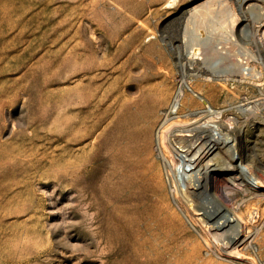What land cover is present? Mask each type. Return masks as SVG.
Returning <instances> with one entry per match:
<instances>
[{
    "label": "rangeland",
    "instance_id": "rangeland-1",
    "mask_svg": "<svg viewBox=\"0 0 264 264\" xmlns=\"http://www.w3.org/2000/svg\"><path fill=\"white\" fill-rule=\"evenodd\" d=\"M190 63L230 66L231 79L202 81L216 108L258 105L242 124L262 186L229 193L256 236L243 260L209 246L195 220L240 172L223 166L227 150L198 194L192 164L175 167L177 194L157 152L173 94L198 83L183 77ZM185 89L188 113L200 101ZM0 264H264V0H0Z\"/></svg>",
    "mask_w": 264,
    "mask_h": 264
},
{
    "label": "bare ground",
    "instance_id": "bare-ground-1",
    "mask_svg": "<svg viewBox=\"0 0 264 264\" xmlns=\"http://www.w3.org/2000/svg\"><path fill=\"white\" fill-rule=\"evenodd\" d=\"M251 1H253V0H238L239 4L243 10H245L246 5ZM246 20H248V19H246ZM203 38H205V36ZM197 40H199V37ZM199 41L200 42L202 41L201 38ZM230 41H232V40H230ZM244 43H247V42L244 41ZM203 44H204V42H203ZM205 45L206 44H204V46ZM207 46H208V44H207ZM195 47H193V45L191 46V49L193 48L192 51L194 49H195L194 51L198 50V48H195ZM244 47H246V46H244ZM226 48L228 49L227 46H226ZM221 49H223V47L219 46L218 49H216V51H218V52L220 51V54H223V53L226 54L225 51H223L221 53ZM241 50H243V49H241ZM205 51H207V50H205ZM248 53H249V51H248ZM187 54H188V52H187ZM250 55H245V56H250ZM221 57L223 59L227 58V57H223V56H221ZM187 59H190V58H187ZM195 59H197L199 61L200 60L204 61V63H206V61L209 60V57L204 55V57H200V58H199V56H197ZM241 59H238L237 61H239L240 63H244ZM248 59H253L252 62L254 61V57L248 58ZM234 65H237L238 68L240 66L241 70L243 69L241 67V64L238 65V62H236ZM189 67L190 68H188V70L185 69L186 71H184L183 77L184 78L193 77L194 79H196V83L197 82L198 83L196 85H192L193 79L191 80V82H189L190 80L187 81L188 79L185 81H181L182 86L173 94V97H172L171 102H170V105H171L170 109L165 113V120H164L163 124H167L171 120L176 119L175 120L176 122L173 123L174 126H172V130L170 132V135L167 134V139L165 140L167 142V146H163L161 141L159 142V144H157L158 145L157 146V152L159 153V157L162 159V161L165 162L164 166L166 167V174L170 178V180L172 181L175 193H177V194H178V192H176V191L178 189H177V185H176L175 180H174L175 172L177 170L175 171L174 168L178 165L180 160L178 159V157L176 158V156H174V154H173V151H174V146L172 145L173 142H176V141H178L179 138H181V140H179L178 143H182L183 145H181V144L180 145L183 148L180 149L177 146H175V148H177L179 151H181L183 154H185V155H181V157H183L184 160H186L189 157V159H187V161H189L190 164H192V168L190 170H186L184 168V171L188 172L187 174L189 175L188 176L189 177L188 178L189 179L188 188L193 189V191L195 193L197 192V194H198V191L200 193L203 189L207 188L208 183L212 180V177L209 175L210 171L213 170L212 167L215 165V164L214 165L211 164V162L214 160L212 155H214L215 153L222 150V148H224L225 144L228 145L229 143H231L233 141V140L230 141V138L228 137V133H230L229 129H228L229 127H228V122L225 120L223 112L220 111L219 108H216L208 100L207 95H205V93L202 90V87H204L206 85V84H204V82H202L204 80L214 81L217 83H222L223 81L225 82L226 80H228V78H230V76L228 77V75L230 73L229 72L230 70H228V69L230 68V66H228L229 68H227V66H225L227 69L223 68L218 72H213V71L209 70L210 67L209 68L206 67V68H208V70H207L208 72H206L205 74L201 73V71H199L195 67V65H193L192 63H190ZM206 68L204 71H206ZM237 69H236V71H237ZM240 69L237 72L233 71L231 69V73L236 72V73H239L237 76H240V74L242 75V73H241L242 71L240 72ZM84 72H85L84 75H87L88 72L86 69L84 70ZM94 79L95 78H93V79L90 78V80L88 81L89 82L88 84L81 82L78 85L79 88H86L88 86H90L92 88L93 87L92 83H93V85H96L94 82L96 79L95 80ZM185 87L186 88L188 87L190 89L189 91H190L191 95L193 97H195V99L197 101H200L197 104H195V105H200V106L198 108H191V110L188 113L184 112L186 109L185 101H186V95L188 92L185 89ZM84 91H85V89H84ZM84 93L85 92H83L82 94H84ZM77 97H80L83 100V99H85L86 96L85 95L81 96V94H80ZM249 103H251V101ZM241 110L243 112H245L248 109L247 108H245V109L241 108ZM185 115H188V116H185ZM169 125H171V124L169 123ZM173 127H175V128H173ZM179 127H181V128H179ZM170 128H171V126L169 127V129ZM74 129L71 128V126L68 128L69 132H72ZM214 131L218 132V134H217L218 136L213 133ZM76 132L77 131H75V134H76ZM164 145H166V143ZM178 150H177V155L179 156ZM194 152H195V154L193 156H191L192 153H194ZM225 156H226L225 159L223 158V162H224L223 166L225 167V169H229V170L230 169H237L238 170L239 169L238 162H241V163L247 162L249 172L247 173V172L241 171V173L236 174V175H228L225 178V183H226V179L228 178L227 182H229V185L226 188H224L225 189L224 191L217 193L216 195H214V197L212 195L213 198H211V202H209L210 204H208V206L199 204V206H198L199 210L198 211H201V213H199L197 211L199 213L197 215H199V216L196 217L195 220L196 221L198 220L200 222V219H201L200 215H201L202 218L207 221V224L206 225L203 224L204 226L202 225L201 227H203V230L206 231L205 232L206 235L204 236L205 237L204 239H205V242L209 246L211 244H214L216 246V250H217V248L219 249V253L220 252H221V254L223 253V255L229 257L230 259H241V260H243V259H246L244 257L243 251L249 249V247L251 248V246H252L251 244L254 242L256 236L254 237V239L251 242L249 241L250 237L252 236L251 234L253 233V231L250 229V227H248V224L245 221V217L242 215L240 208H238V210H233V212H231L232 210H231V207H229V204L232 203L233 198H232V195H229V193H230V190L231 191L232 190L237 191L238 189L239 190H243V189H247V188L251 189L250 188L251 186H249L250 184L251 185L256 184L258 186H262V184H261V181L257 177L252 178L254 175H256L257 168L251 161L249 162V158H250L249 153L247 152V150L245 148L240 147L238 145L236 149H234V150L232 149L230 151V154H225ZM206 160H207V162H206L207 165H204ZM171 191H173V190H171ZM213 203H216V204L218 203V206H216V207L212 206ZM179 207H181V206H179ZM191 208H193V207H191ZM189 209H190V206H189ZM231 213H234L233 216L231 215ZM260 216H261V213L259 211H257L256 216H254V217L259 218ZM189 219H192V218H189ZM253 220H254V218H253ZM204 222L202 221V223H204ZM192 223H196V222L191 221L190 224H192ZM256 231H258V230H256ZM247 259H250V257H248ZM251 259H253V261L257 263V261L254 257H251ZM260 262L261 261H259V263Z\"/></svg>",
    "mask_w": 264,
    "mask_h": 264
},
{
    "label": "built area",
    "instance_id": "built-area-1",
    "mask_svg": "<svg viewBox=\"0 0 264 264\" xmlns=\"http://www.w3.org/2000/svg\"><path fill=\"white\" fill-rule=\"evenodd\" d=\"M182 86V85H181ZM181 86H179L178 88H177V90L181 87ZM241 108L242 109H245V108H247L248 110H246L245 112H243L242 110H241ZM256 109H258V105L256 104V105H252V106H250V105H248L247 104V102H244V103H236V104H234V105H231V108H226V109H223V110H220V111H222L223 112V115H224V117H225V120L228 122V129H229V132L230 133H228V137L230 138V141H232L231 143H229L228 145H226L225 144V146H224V148H222V150L223 149H226L227 150V152H226V154H230V151L233 149H236L237 148V146L239 145L240 147H243V148H245L246 150H247V152L249 153V162H250V159H252V158H254V153H253V150H254V148H255V146L254 145H251V144H255V142H254V140H250V141H248L249 140V138H247V132H248V129H249V125H248V127H246L245 128V126L247 125V124H245V125H243L242 123H244V121H247L249 118L251 119V118H253L254 117V114L256 113ZM252 125H255V124H252ZM214 132H217V131H214ZM213 132V133H214ZM215 134V133H214ZM218 134V132L215 134V135H217ZM253 141V142H252ZM176 143V142H175ZM174 142L172 143V145L174 146V151H173V154H174V156H176V158L178 157V159L180 160V159H183V157H181V155H185V154H183L181 151H179L177 148H175V146H177L176 144H175ZM183 145V144H182ZM177 147H179L180 149H182L183 147L182 146H177ZM171 149V148H170ZM177 150H178V153H179V156L177 155ZM230 150V151H229ZM194 154H195V152H194ZM193 154V155H194ZM216 154V153H215ZM184 160V159H183ZM184 161H187V159L186 160H184ZM189 162V161H188ZM207 161H205V163H206ZM179 163H181V160H180V162ZM178 163V164H179ZM244 163H247V162H244ZM239 164L240 165H243V163H241V162H238V167H239V173H241V171H243L242 169L240 170V166H239ZM247 166H248V164H247ZM184 168L185 167H183V172H185L184 171ZM175 169V168H174ZM186 169V168H185ZM213 169V168H212ZM230 170H237V169H230ZM237 170V171H238ZM176 171V170H175ZM247 173L249 172V169H248V171H246ZM187 173V172H186ZM238 173V174H239ZM233 175H236V174H233ZM175 177H176V172H175ZM175 177H174V180H175ZM252 178H254V176L252 177ZM167 179H168V181L172 184V181L170 180V178L167 176ZM175 183H176V181H175ZM176 185H177V183H176ZM251 185V184H250ZM249 185V186H250ZM254 185H256V184H254ZM254 185H251V186H254ZM178 186V185H177ZM172 187L174 188V186H173V184H172ZM177 189H178V187H177Z\"/></svg>",
    "mask_w": 264,
    "mask_h": 264
}]
</instances>
